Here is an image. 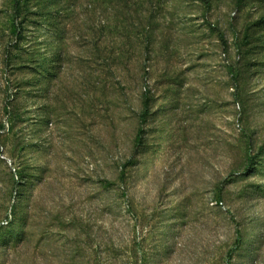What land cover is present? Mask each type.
Masks as SVG:
<instances>
[{
	"label": "rangeland",
	"instance_id": "1",
	"mask_svg": "<svg viewBox=\"0 0 264 264\" xmlns=\"http://www.w3.org/2000/svg\"><path fill=\"white\" fill-rule=\"evenodd\" d=\"M12 3L0 264H264V0Z\"/></svg>",
	"mask_w": 264,
	"mask_h": 264
},
{
	"label": "trees",
	"instance_id": "2",
	"mask_svg": "<svg viewBox=\"0 0 264 264\" xmlns=\"http://www.w3.org/2000/svg\"><path fill=\"white\" fill-rule=\"evenodd\" d=\"M122 11H121V16L122 17V25H125L126 23L128 24H135V22H132V14H130V9L128 8L130 5H127V2L124 1V3H122ZM116 7H118L116 4L113 6L114 10H116ZM12 9L14 14L13 17V27H12V32H13V38L10 43L7 46L6 49V56H5V64L7 67L11 68L12 65L14 66V63L12 64V60L14 62V60L16 59V53H12L13 50H19L20 49V45L22 42V38L24 35V23H25V19L26 17L22 16L23 14V10H24V3L23 0H13L12 3ZM20 18V19H18ZM138 22H141V20L138 18ZM18 57V56H17ZM143 120V119H142Z\"/></svg>",
	"mask_w": 264,
	"mask_h": 264
}]
</instances>
